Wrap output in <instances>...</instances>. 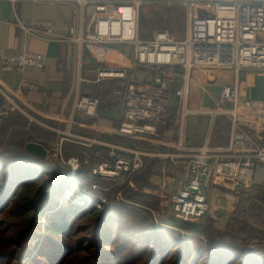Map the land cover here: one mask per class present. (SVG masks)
Returning <instances> with one entry per match:
<instances>
[{
	"label": "built area",
	"instance_id": "built-area-1",
	"mask_svg": "<svg viewBox=\"0 0 264 264\" xmlns=\"http://www.w3.org/2000/svg\"><path fill=\"white\" fill-rule=\"evenodd\" d=\"M32 1L72 3L75 6V18L62 35L54 34L52 22L19 20L20 26L28 34L80 47L119 44L133 47L134 56L127 65L102 66L96 71V81L118 78L126 89L121 122L116 130L120 136L144 138L157 135L158 123L173 114L175 98L179 103V124L183 126L187 116L197 112L189 107L193 87L199 84L195 75L220 68H231L236 73L235 82L222 85L215 107L209 110L213 116H229L231 132L228 145L216 150L208 146L188 148V152L183 153L186 148L180 141L176 154H166L169 158L182 157L180 163L185 168L179 185L174 187L168 184L159 194L162 203L171 204L177 220L189 224L202 221L212 207L211 196L218 189L240 195L260 184L256 180V173L258 162L264 163V146L256 144V141L264 134V100L243 95L237 77L240 71L264 70V0ZM145 4L182 5L186 13L184 36L178 38L167 31H160L143 38L140 11ZM42 31L44 35L40 33ZM119 56L126 57L123 52H119ZM1 59L5 71L20 72L27 67L42 68L46 61L43 54L30 50L5 53ZM82 65L83 61L79 60V66ZM138 67L151 72L149 81L136 72ZM82 80L92 82V79ZM21 85L37 88L25 79H22ZM99 105V97L80 95L75 100L74 113L81 111L89 116H97ZM15 111L22 109L10 96H6L5 102L0 105V125ZM73 120L74 116H71L69 127ZM59 132L68 137H77L78 141L89 146L98 144L109 148L104 154L96 152L94 156L88 155L84 159L79 155L65 156L62 139L47 148L51 159L63 171L69 168L71 174L78 177L79 170L87 164V178L94 180L90 185L76 179L65 181L59 194L61 201L103 209L109 203L108 194L113 182L131 183V178L145 168L144 158L149 154L142 150L76 136L70 128ZM249 132L253 133V138ZM101 154L106 158L102 159ZM96 179L112 183L105 185L102 180ZM116 197L125 201L119 195ZM164 226L176 228L173 225Z\"/></svg>",
	"mask_w": 264,
	"mask_h": 264
},
{
	"label": "crops",
	"instance_id": "crops-1",
	"mask_svg": "<svg viewBox=\"0 0 264 264\" xmlns=\"http://www.w3.org/2000/svg\"><path fill=\"white\" fill-rule=\"evenodd\" d=\"M75 18V6L72 3L48 4L32 0H0V105L10 96L22 109L30 121L44 127L46 142L56 137L62 139L63 149L65 143L83 147L86 156H94L96 152L106 153L107 146L95 144L89 146L78 141L77 137H68L59 131H70L76 136H85L119 144L127 148L142 150L149 155L145 156L146 169L149 172L150 186L163 189L165 184H172L179 180L184 173V166L180 161L182 157L171 158L166 154H176L177 145L181 141L187 153L188 148L198 149L203 146L216 150L226 147L230 140L231 122L226 114L215 116L209 110L215 107L220 89L225 83H233L236 73L233 69H208L197 73L199 84L194 85L190 97V108L197 110L191 113L180 126L178 117L179 103L174 99L173 114L160 121L157 125L158 134L144 138L120 136L116 130L121 122L124 109L126 89L122 80L118 78L96 81V71L102 66H125L134 56L132 46L119 44L115 46H76L72 43L44 40L26 33L19 24L23 22L49 21L54 25V34L62 35ZM36 29V27H34ZM44 35V31L40 32ZM23 50L38 52L46 57L42 68L27 67L24 71H5L2 67V55L5 53H18ZM123 52L126 57H120ZM79 60L83 65L79 66ZM136 72L150 80L151 72L138 67ZM82 78L92 79L88 83ZM22 79L34 84L37 88L22 86ZM240 91L248 98L264 100V70L240 71L237 77ZM90 94L100 98L97 116H89L84 112L74 113V103L78 96ZM74 116L73 124L69 127L70 117ZM55 129V130H54ZM253 138V133L249 132ZM127 139L129 144L119 140ZM264 146V134L256 141ZM101 154V158H106ZM64 155L69 157L64 151ZM82 167L78 174L80 180L88 179V167ZM82 176V177H81ZM139 177V176H138ZM257 190L264 195V163L258 162L256 173ZM83 184V183H82ZM255 190V194H259ZM246 194V193H245ZM245 194L218 189L213 194L222 197H234V207L240 197ZM254 195V196H256ZM241 199H243L241 197ZM253 202L262 205L263 196L255 197ZM241 205V204H240ZM258 211V210H257Z\"/></svg>",
	"mask_w": 264,
	"mask_h": 264
},
{
	"label": "trees",
	"instance_id": "trees-1",
	"mask_svg": "<svg viewBox=\"0 0 264 264\" xmlns=\"http://www.w3.org/2000/svg\"><path fill=\"white\" fill-rule=\"evenodd\" d=\"M45 133L20 111L0 125V264H264V229L241 216H231L227 230L207 221L205 239L157 226L149 209L115 200V192L101 210L71 202L57 208L50 199L62 189L54 182L64 175L83 184L89 178L63 171L49 154L41 158L28 151L29 142H46ZM64 151L86 152L72 143ZM123 194L156 203L129 188ZM248 217L264 223L257 210ZM245 225L249 230L242 232Z\"/></svg>",
	"mask_w": 264,
	"mask_h": 264
},
{
	"label": "rangeland",
	"instance_id": "rangeland-1",
	"mask_svg": "<svg viewBox=\"0 0 264 264\" xmlns=\"http://www.w3.org/2000/svg\"><path fill=\"white\" fill-rule=\"evenodd\" d=\"M140 26H141V36L143 38L151 37L154 33L160 31H167L178 38H182L185 34V26H186L185 9L182 5L163 6V5L145 4L141 7V11H140ZM45 136H49V134L45 133ZM55 138L56 137H51L49 138V140H47V144L49 145V147L53 146V142H55ZM5 140L6 139L4 138L3 141ZM119 141L123 144H127V145L129 144L127 139L122 138ZM63 154H64V149H63ZM52 162L54 164H58L54 160ZM84 166H87V164H84ZM146 168L147 167L145 163V168H143L139 173H137L136 175L133 176V178H131L132 179L131 183L133 185H131L130 182H127V184H115L114 182L112 183V181L101 179L105 185H110V183L113 184V187L108 194L109 202H110V197L112 196V192L113 193L115 192L113 195L115 200L123 202L122 199H118L116 197L117 195H119L120 197L124 198L125 200L124 202H128L129 204H133L141 208L149 209L151 211L152 218L157 226H164V224L173 225L176 228L170 226H164V227L179 234L183 238L189 236H200L206 239L207 238L206 225L208 224L207 221H209L211 225H213L214 227L220 230H227L228 228L227 226L230 221V218H232L231 216H235L237 218L241 216L242 218L247 219L248 224L256 225L257 227L264 229V223L261 222V220L259 222H256L254 221L253 218L248 217V215L255 210H258L259 213L264 215V202H262V205L260 206L257 202H253L255 197H258L259 200H260V196L264 197V195H262L263 193L259 192L260 189L257 190L258 185L252 188L251 191L243 195L242 196L243 199H241L240 197V200L237 202L239 206L238 207L236 206L235 208H233L234 207L233 196H229V197H222V196L218 197L216 195H214V197L211 196L212 207L209 210L208 215L202 221L196 224L182 223L174 217L173 211L171 209V204H168L166 202L162 203V201L160 200L161 198L159 197V194L161 193L162 188L158 190V188L150 186L149 172L147 171ZM46 178H50V177L46 176ZM180 179L172 183V186L174 187L178 186ZM65 181H68L65 180V177L60 178L59 180L54 182V185L58 187V189L59 188L62 189L61 187L65 185L64 184ZM92 181L94 180L89 179L85 184L90 185ZM167 185L168 184H165L163 188H166ZM126 188L131 189L133 193H138L140 195V198L146 196L149 200H154L156 202L155 205L150 206L148 204L146 205L142 203L140 200H130L126 198L123 194V191ZM255 190H257L259 194L256 195ZM59 194H61V191L55 193L54 197H51L50 199L52 200V202H56L57 208L61 207V205L64 204V202H69L68 200L61 201ZM71 204L76 206H87L76 203H71ZM49 211L50 210H48L47 212ZM248 230L249 227L245 225L242 229V232H247ZM251 245H254V241L251 242ZM34 255L35 253L32 255V257Z\"/></svg>",
	"mask_w": 264,
	"mask_h": 264
},
{
	"label": "water",
	"instance_id": "water-1",
	"mask_svg": "<svg viewBox=\"0 0 264 264\" xmlns=\"http://www.w3.org/2000/svg\"><path fill=\"white\" fill-rule=\"evenodd\" d=\"M27 149L32 154L39 156L41 158H45L48 155V150L42 143L29 142L27 144Z\"/></svg>",
	"mask_w": 264,
	"mask_h": 264
}]
</instances>
